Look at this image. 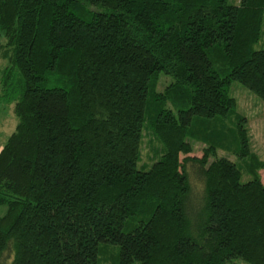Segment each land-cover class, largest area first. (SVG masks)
<instances>
[{
  "label": "trees",
  "instance_id": "1",
  "mask_svg": "<svg viewBox=\"0 0 264 264\" xmlns=\"http://www.w3.org/2000/svg\"><path fill=\"white\" fill-rule=\"evenodd\" d=\"M263 16L264 0H0L16 116L0 264H264V158L243 115L238 161L198 125L233 114L232 80L264 100ZM144 129L161 147L147 166Z\"/></svg>",
  "mask_w": 264,
  "mask_h": 264
},
{
  "label": "rangeland",
  "instance_id": "2",
  "mask_svg": "<svg viewBox=\"0 0 264 264\" xmlns=\"http://www.w3.org/2000/svg\"><path fill=\"white\" fill-rule=\"evenodd\" d=\"M228 1L231 3H236L238 0ZM263 45L264 16L261 26V36L254 46L260 47ZM4 63L5 59L0 55V67ZM166 81V78L161 77V79L156 84V89H160ZM228 92L235 99V110L233 114L224 120L212 119L209 121V123L204 122L198 125H201L203 129L208 130L210 133H212V135H214V137H217L224 146L222 148H217V155H225L233 160H237L236 155L233 154L232 150L230 149L233 145V142L232 131L229 129L232 128L236 115H243V125L248 136L249 148L255 152L259 158H264V100L235 80L230 81ZM15 123L16 116L13 112L12 102L4 100L0 97V147L5 141L7 135L13 130ZM212 127L217 128L218 130L211 129ZM204 144L205 143L201 139L199 141H194L193 150L191 153L200 154L201 148L204 146ZM160 150V143L154 137H152V135L146 129H144L139 144V165L141 164L147 166L150 164L151 161L158 156ZM260 174L264 178V167L260 169ZM248 177V174L242 172L240 179L241 181H245ZM2 211L3 207H0V212ZM109 248H113L114 253L116 252V247L109 245ZM105 255L107 254H98L99 263L97 264H114V257L110 256V258L105 259L107 258ZM241 264L247 263L241 262Z\"/></svg>",
  "mask_w": 264,
  "mask_h": 264
}]
</instances>
